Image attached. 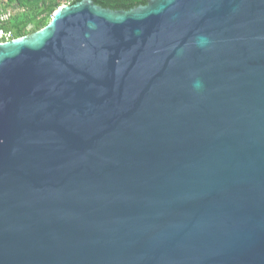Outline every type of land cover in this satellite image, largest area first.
Instances as JSON below:
<instances>
[{
  "label": "water",
  "instance_id": "95a60500",
  "mask_svg": "<svg viewBox=\"0 0 264 264\" xmlns=\"http://www.w3.org/2000/svg\"><path fill=\"white\" fill-rule=\"evenodd\" d=\"M0 264H264V0L0 43Z\"/></svg>",
  "mask_w": 264,
  "mask_h": 264
},
{
  "label": "trees",
  "instance_id": "16d2710c",
  "mask_svg": "<svg viewBox=\"0 0 264 264\" xmlns=\"http://www.w3.org/2000/svg\"><path fill=\"white\" fill-rule=\"evenodd\" d=\"M82 0H4L0 5V32L8 38L0 42L33 34L46 27L55 11ZM96 5L111 10H130L146 5L148 0H92Z\"/></svg>",
  "mask_w": 264,
  "mask_h": 264
},
{
  "label": "built area",
  "instance_id": "2783aa9c",
  "mask_svg": "<svg viewBox=\"0 0 264 264\" xmlns=\"http://www.w3.org/2000/svg\"><path fill=\"white\" fill-rule=\"evenodd\" d=\"M0 38H8V36L5 33L0 32ZM4 42H7V41H4ZM4 42H0V43H4Z\"/></svg>",
  "mask_w": 264,
  "mask_h": 264
},
{
  "label": "rangeland",
  "instance_id": "374dc122",
  "mask_svg": "<svg viewBox=\"0 0 264 264\" xmlns=\"http://www.w3.org/2000/svg\"><path fill=\"white\" fill-rule=\"evenodd\" d=\"M4 3V0H0V5Z\"/></svg>",
  "mask_w": 264,
  "mask_h": 264
}]
</instances>
